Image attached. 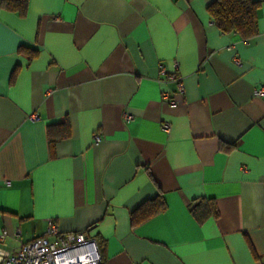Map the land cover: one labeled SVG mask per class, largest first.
Instances as JSON below:
<instances>
[{
  "label": "crops",
  "instance_id": "crops-1",
  "mask_svg": "<svg viewBox=\"0 0 264 264\" xmlns=\"http://www.w3.org/2000/svg\"><path fill=\"white\" fill-rule=\"evenodd\" d=\"M253 1L247 43L212 21L213 0L0 6V246L14 253L52 221L95 240L101 264H264V0ZM63 122L65 137L48 136ZM157 196L166 210L131 226ZM201 199L217 219L192 218Z\"/></svg>",
  "mask_w": 264,
  "mask_h": 264
},
{
  "label": "trees",
  "instance_id": "trees-1",
  "mask_svg": "<svg viewBox=\"0 0 264 264\" xmlns=\"http://www.w3.org/2000/svg\"><path fill=\"white\" fill-rule=\"evenodd\" d=\"M0 6L4 10L25 16L28 8V0H1ZM257 10L258 2L253 0H213L207 7V13L222 33L236 34L246 41L257 34ZM20 50L27 52L29 60L35 57L36 52L34 50L23 47ZM14 74H12L11 80H13ZM54 127H60L59 130H61L62 138L67 135L68 126L63 122L48 126V136L51 135ZM224 148L231 150L232 146L229 145ZM165 210L166 205L162 197L157 196L152 200L144 202L130 213V225H140L152 217L163 213ZM188 210L198 224H203L208 219L218 218V211L212 200L201 199L191 203Z\"/></svg>",
  "mask_w": 264,
  "mask_h": 264
},
{
  "label": "built area",
  "instance_id": "built-area-1",
  "mask_svg": "<svg viewBox=\"0 0 264 264\" xmlns=\"http://www.w3.org/2000/svg\"><path fill=\"white\" fill-rule=\"evenodd\" d=\"M245 43L248 41L244 40ZM177 64L173 65V71L169 74L168 79L177 83L178 92L182 93L183 86L177 73ZM163 73V69L160 71ZM256 97H264V88L255 91ZM161 100L169 102L174 106L170 99L168 91H162ZM31 120H37L36 115L29 117ZM132 117L128 114L123 115L125 122L131 121ZM163 130L168 131L169 126L163 125ZM100 139L94 136V144L97 145ZM244 171V170H242ZM4 186H9V181L3 180ZM17 236V234H16ZM6 233H0V242H3ZM100 254L98 246L93 239L86 238L83 233H62L59 228L52 222L48 221L46 229L42 236L20 247L10 253L0 246V264H99Z\"/></svg>",
  "mask_w": 264,
  "mask_h": 264
}]
</instances>
